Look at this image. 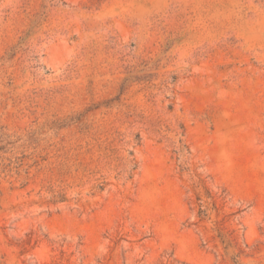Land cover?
I'll list each match as a JSON object with an SVG mask.
<instances>
[{
    "label": "rangeland",
    "instance_id": "rangeland-1",
    "mask_svg": "<svg viewBox=\"0 0 264 264\" xmlns=\"http://www.w3.org/2000/svg\"><path fill=\"white\" fill-rule=\"evenodd\" d=\"M0 264H264V0H0Z\"/></svg>",
    "mask_w": 264,
    "mask_h": 264
}]
</instances>
